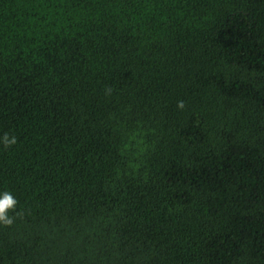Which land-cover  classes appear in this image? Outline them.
<instances>
[{"label": "trees", "instance_id": "obj_1", "mask_svg": "<svg viewBox=\"0 0 264 264\" xmlns=\"http://www.w3.org/2000/svg\"><path fill=\"white\" fill-rule=\"evenodd\" d=\"M0 191V264H264V0H0Z\"/></svg>", "mask_w": 264, "mask_h": 264}, {"label": "clouds", "instance_id": "obj_2", "mask_svg": "<svg viewBox=\"0 0 264 264\" xmlns=\"http://www.w3.org/2000/svg\"><path fill=\"white\" fill-rule=\"evenodd\" d=\"M180 106L183 103L180 102ZM2 141L5 145H12L16 143V137L9 136L7 133L2 137ZM17 200L14 198L13 194L9 191H0V222L5 224L12 223V217L9 215L11 210L15 209Z\"/></svg>", "mask_w": 264, "mask_h": 264}]
</instances>
